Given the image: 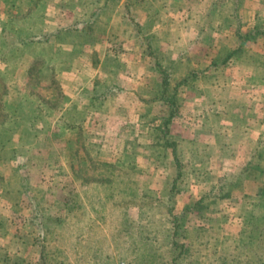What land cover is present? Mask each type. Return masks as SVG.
<instances>
[{
    "label": "rangeland",
    "instance_id": "1",
    "mask_svg": "<svg viewBox=\"0 0 264 264\" xmlns=\"http://www.w3.org/2000/svg\"><path fill=\"white\" fill-rule=\"evenodd\" d=\"M31 1L35 4L27 8ZM52 1L0 0V70L5 72H0V87L11 73L22 85L21 58L30 54L25 48L36 56L30 58L28 70L30 103L12 108L0 95V264H37L42 250L48 264H169L165 252L174 227L185 232L179 243L190 249L182 264L193 255L198 264H216L219 257L223 264H264V159L256 152L259 149L264 158V127L253 129L252 142L249 129L238 128L235 121L240 103H254L251 88L240 81L247 72L239 66L245 43L240 50L237 45L250 32L246 24L263 29L264 0H164L165 6L162 0H139L141 7L122 5L139 19L146 11L152 15V32L147 29L139 36L133 27L123 29L127 37L140 38L137 50L153 57L142 68L147 80L141 89L135 85L126 90L127 78L112 83L108 78L104 93L93 102L109 106V111L95 112L99 123L94 127L67 130L54 126L61 96L39 93L44 84L55 87L54 49L48 48L46 60L39 57L43 36L38 30L43 24L38 12ZM252 7L258 14L250 13ZM120 27L116 18L113 28ZM192 70L197 76L190 75ZM198 71L205 73L201 85ZM190 101L195 108L186 107ZM135 105L142 109L133 111ZM169 113L164 138L174 137L181 147L183 175L176 186L187 188L181 191L169 188L174 175L170 147L163 151L155 138V126ZM71 118L72 111L64 110L58 119L67 126ZM74 118L80 124V115ZM131 118H140L141 125ZM183 120L206 128L201 138L205 141L199 144H207L209 157L193 142L197 132L184 139ZM211 129L214 143L208 139ZM92 136H103L107 151L96 145L100 140L90 142ZM123 148L142 155L136 163L121 158ZM257 157L259 167L244 171L245 160ZM220 183L230 192L223 198L216 196ZM203 193L209 196L197 210L191 205ZM6 215L12 216L9 223ZM12 233L25 240L10 241L4 249ZM80 236H87L93 246L78 255L71 244Z\"/></svg>",
    "mask_w": 264,
    "mask_h": 264
},
{
    "label": "crops",
    "instance_id": "2",
    "mask_svg": "<svg viewBox=\"0 0 264 264\" xmlns=\"http://www.w3.org/2000/svg\"><path fill=\"white\" fill-rule=\"evenodd\" d=\"M41 1L45 2V0ZM111 2L108 3L103 0H54L51 3L43 4L39 10L40 12H38L43 22L42 26L38 29L43 36L40 41L41 48L39 57H41L42 60H46L48 48L51 50L54 49V55L51 57L53 62H51V64L54 66L53 80L55 81V87H47V85L44 84L45 89H42L39 93H46L47 91L50 95L61 96V101L55 108V112H57L58 115L56 114L54 118V126L58 128L65 126L67 130L84 124L88 126L91 125L92 127L98 124V120L96 122L93 118V116L96 115L95 112L97 111V114L100 115L102 111H109L110 107L105 104H97L98 106L94 105L95 103L93 101L96 100L95 97L97 93L95 90L107 86L106 81L108 78H111V83L122 80V76L124 79L127 78L126 85L128 86L126 90H131L135 85L138 89H141L143 82L147 80L146 74L143 73L142 68L144 63L147 64V62L153 60V57L152 55H144L141 50H137L136 47L138 43L140 44V38L136 36L137 38L131 39L125 35L123 29H131L132 25L126 17L125 9L122 8L124 0H117L112 4ZM261 10L262 15H264V8H261ZM249 11L250 13L256 14L258 10L256 7H252ZM246 13H248V11H246ZM116 18H119L122 22L123 28L120 27L121 30L113 28V23ZM261 19H263L261 24L263 27L262 30L254 28V23H252L251 26L248 24L244 26L247 31L250 32L246 33L247 38L243 41L245 46L243 47V55L239 66L243 69L245 68L247 72L242 78L240 77V81H245V87L248 89L251 88L250 90L252 92L249 96H252L251 99L254 100V103L251 101L250 103L249 99L245 98L244 101L247 99V102L240 103V114L237 113L235 118L238 128L249 129L246 133L250 136L249 138L252 139V142L256 137L253 129L256 126L264 127V17ZM164 27H166L165 30L168 33H171L172 28L169 25H165ZM190 27L194 31L196 28L200 31V28L197 26ZM152 31H154V27L151 28L150 32ZM136 39H138V42ZM20 43H23V41ZM167 47L169 46L167 45ZM24 51L26 54H30L28 58L24 55V57L21 58V61H24V65L21 67V72L23 74L22 85L15 82V77L11 73L7 74L6 80H3L4 86L0 87V95L3 97V103H7V106L9 105L12 108L19 107L18 105L20 102L24 103L26 101V104L30 103L28 96L31 94V88L28 86L29 82L27 78H29L28 70H30L31 65L30 58L32 59L35 54L31 56V52L26 48ZM0 72L5 74V72L1 70ZM198 73H202L199 75V83L201 85V75L205 73L204 71H198ZM192 74L197 76V71L192 70L190 75ZM149 76L153 75L149 74ZM115 85V88H118L117 84ZM122 89L123 88L119 86V90ZM133 91L136 93V89ZM237 94L240 96V93L237 92ZM257 98L259 101L256 100ZM186 107L188 109L195 108L194 103H191V101L186 103ZM132 108L133 111L142 109L139 105H135ZM128 109L132 110L131 108ZM64 110L72 111V118L67 126L63 123V120L61 121L58 119ZM82 113L86 115H82ZM76 114L80 115L78 120L80 124L78 125L74 123ZM129 121H136V125H141L142 123L140 118H131ZM182 126L184 128L181 133L186 141L192 139V133L196 132L199 138H193V141H205L204 139L201 140L202 136L207 134L205 127L201 129L198 123L191 126L188 120H183ZM198 129L200 130L198 131ZM134 135L136 134H130V140H134ZM214 136L215 133L211 129L208 139L212 143H214ZM96 140L101 141L98 142L102 144V151H107V145L105 147L103 143L106 139L103 138V136L95 138L92 136L89 141L94 142ZM240 141L242 140L239 139V142ZM141 155L140 152L133 149L130 150V148H123L121 152V158L134 160L135 163L139 160ZM148 156L147 157L150 159L154 157V155L150 154H148ZM151 163L154 166L155 162ZM207 167L209 168L208 164ZM168 169H166V171H168ZM0 176H2L1 173ZM0 180L3 179L0 178ZM6 183L7 182H5V185ZM1 185H3L2 181L0 186ZM11 218L12 216L6 215L7 223L10 222ZM6 237L8 238V243L10 241L13 243L15 237L13 233L10 237ZM81 237L82 236L75 237L74 242L71 244V248H74H72L74 254H83L80 253V251H85V248L89 247L91 244L87 242V239H89L87 236L84 238ZM84 242H87V244L84 245ZM92 246L93 243L89 248H92Z\"/></svg>",
    "mask_w": 264,
    "mask_h": 264
},
{
    "label": "trees",
    "instance_id": "3",
    "mask_svg": "<svg viewBox=\"0 0 264 264\" xmlns=\"http://www.w3.org/2000/svg\"><path fill=\"white\" fill-rule=\"evenodd\" d=\"M103 1L109 3L111 1L112 2H115L117 0H103ZM139 2H140L139 0H124L123 5L129 6L128 4H133L135 8L136 7H141ZM163 3H164V0H162V6H165V4L163 5ZM34 4H35V1H31L29 3V6H27V8L30 7V5H34ZM15 12H17V11H14V13ZM125 13H126V17L129 19V21L131 22L132 27L134 28V35H139L140 36V34L142 32H144L147 29L150 30L153 27V25H154V23L152 22V18H151L152 15L149 12H147V11L144 13V16L143 15L142 16L140 15L141 16L140 19L136 17V14L127 13L126 11H125ZM22 14H23V12H22ZM243 44H244L243 41L242 42H239V44L237 46L239 50L243 46ZM162 72H164V69L162 70ZM163 74H165V73H163ZM165 80H166V78L163 77V80H162L161 85H163V86L165 85ZM52 81H53V84H54L55 81L54 80H52ZM103 89H105V88H102L101 90L100 89L99 90L98 89L95 90V92L97 91L96 96L103 94L104 91H105ZM160 93H161V91H160ZM158 95H160V94L158 93ZM164 98H165V100H169V97L164 96ZM171 106H173V103H171ZM171 108H173V107H170V110H171ZM171 115L172 114L169 113L166 116V118L163 119L162 124H158L157 126H155V128H156V130H155L156 131L155 138L157 139V142H159L160 147L162 148V150L163 149L165 150L166 147H170V154L172 155V160H173L172 161V164H173V172H174V175L171 178V183L169 185L170 186L169 188H170V190L173 189V190L181 191L182 189H187V188H184L183 186H176L177 181L180 180L181 179V176L183 175V171H182L183 161L179 158V154H178V151L181 149V147L179 148L177 146V141H176V139L174 137H171V138L170 137H166V138H164V136H166L168 134V130H167V125L168 124L167 123L172 118ZM161 139H163V140H161ZM201 142L202 141H198V145H202L200 150H202L204 152V153H201V155L203 157H205V156H208L209 157L211 155V152L208 153L207 151H205L206 148H207V144H204V143L199 144ZM99 144H100V142H98V144H96V145H99ZM0 145H2L1 142H0ZM256 152L258 153L260 159L261 158L264 159L263 156H262V154L260 153V150L259 149H256ZM198 160H200L199 157H198ZM258 167H259V158L258 157L255 160L246 159L245 162H244V169L243 170L245 171L247 169L248 170V173H251V172H253L251 170H253L255 168H258ZM223 175L226 177L227 174H223ZM232 176L233 175H231V177ZM223 181L225 182L227 180H223ZM225 184H226V182H225ZM216 188L218 189L217 192H216L217 193L216 194L217 197L223 198V197H226V195H229V193H230L229 191H227V189L224 188V184L223 183L222 184L220 183L218 186H216ZM262 194H263V192H262ZM207 196H209L207 193H203L197 200H195L193 202V204L191 206L192 207L195 206L194 208L197 209V210H199L200 208H202L204 206L202 204V202H203V199L204 198L206 199ZM216 196H214V198H216ZM189 205L190 204H188L187 206H185L184 210L189 209L190 208ZM184 233L185 232H178V230L175 229V227L173 228L172 236H170V241H169V245H168L169 248L165 252L166 255L170 256L169 264H182L181 262L183 261V259L187 255H189L190 249H189L188 245L186 243H184V242H180L179 243V240L180 239H183ZM24 240L25 239H23L22 237H20L18 235H15L13 244L15 242H17V241H18V244L21 243V241H22V244H23ZM6 244H7V247L4 248V249H8L9 243H7V241H6ZM28 245H30V244H26L25 247L23 245L24 248L23 247L22 248L23 249H26V246H28ZM7 253H8V250H4V254H7ZM12 253H15V251H13ZM213 255H214V253H212V256ZM39 256H40L41 259H39L40 262H38L37 264H48V262L46 261V258H45L46 257L45 252H43V250L40 251ZM193 256L194 257L191 260L187 261L188 264H198V263H201L199 259L197 260V258H195V255H193ZM214 258H211V259L209 258L210 262L213 261ZM223 263H224V258L223 257H219V262L216 263V264H223Z\"/></svg>",
    "mask_w": 264,
    "mask_h": 264
},
{
    "label": "built area",
    "instance_id": "4",
    "mask_svg": "<svg viewBox=\"0 0 264 264\" xmlns=\"http://www.w3.org/2000/svg\"><path fill=\"white\" fill-rule=\"evenodd\" d=\"M120 264H124L123 262H120Z\"/></svg>",
    "mask_w": 264,
    "mask_h": 264
}]
</instances>
